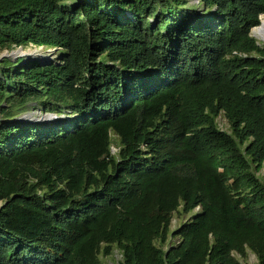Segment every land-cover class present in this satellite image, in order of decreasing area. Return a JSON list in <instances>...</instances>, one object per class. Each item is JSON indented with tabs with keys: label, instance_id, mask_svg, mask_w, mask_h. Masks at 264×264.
Instances as JSON below:
<instances>
[{
	"label": "trees",
	"instance_id": "obj_1",
	"mask_svg": "<svg viewBox=\"0 0 264 264\" xmlns=\"http://www.w3.org/2000/svg\"><path fill=\"white\" fill-rule=\"evenodd\" d=\"M261 16L264 0H0V51H58L0 61V264H264ZM176 213L192 217L172 230Z\"/></svg>",
	"mask_w": 264,
	"mask_h": 264
},
{
	"label": "rangeland",
	"instance_id": "obj_2",
	"mask_svg": "<svg viewBox=\"0 0 264 264\" xmlns=\"http://www.w3.org/2000/svg\"><path fill=\"white\" fill-rule=\"evenodd\" d=\"M194 2L197 3V0H192V3ZM262 19H264V16H261V22H262ZM251 36L255 38L259 44L261 45L264 44V40H261L258 37L257 33L254 32L253 29L251 31ZM57 55H58L57 50L45 49L43 47L39 49H35V48L26 49V50L19 49V50H14L12 52L11 51H0V61L3 59V56L10 58L13 62H15L18 58H22L23 56H27V58H29L30 60H41V61L47 60V59L55 60ZM24 120L31 121V122H38V123H44V122L49 123L52 121L50 118H48V116L43 114L38 109H33L29 111L26 114ZM217 121L221 129L227 130V131L229 130L227 120L223 116H220ZM113 152L114 153L117 152L116 147H113ZM259 175L263 177L264 171H262ZM197 211L198 209L195 210V212ZM191 217H192V214H188V215H180L179 213L174 214V217L171 223V229L175 230L177 227L180 226V224L190 220ZM177 240L178 239H173L170 243L176 244ZM236 257L244 264H257L256 256L253 255L252 253H249L246 260L241 259L238 255H236ZM121 259L122 257L117 250H114L111 256H108V257L101 256V260L104 264H119Z\"/></svg>",
	"mask_w": 264,
	"mask_h": 264
},
{
	"label": "bare ground",
	"instance_id": "obj_3",
	"mask_svg": "<svg viewBox=\"0 0 264 264\" xmlns=\"http://www.w3.org/2000/svg\"><path fill=\"white\" fill-rule=\"evenodd\" d=\"M253 30L254 32L257 33L258 37L261 40H264V19H262L261 24L258 27L254 28Z\"/></svg>",
	"mask_w": 264,
	"mask_h": 264
},
{
	"label": "water",
	"instance_id": "obj_4",
	"mask_svg": "<svg viewBox=\"0 0 264 264\" xmlns=\"http://www.w3.org/2000/svg\"><path fill=\"white\" fill-rule=\"evenodd\" d=\"M18 50H19V49H18ZM3 58H7V57H4V56H3Z\"/></svg>",
	"mask_w": 264,
	"mask_h": 264
}]
</instances>
